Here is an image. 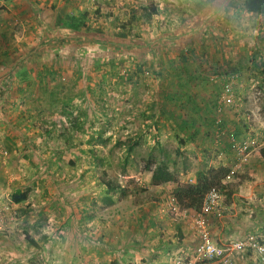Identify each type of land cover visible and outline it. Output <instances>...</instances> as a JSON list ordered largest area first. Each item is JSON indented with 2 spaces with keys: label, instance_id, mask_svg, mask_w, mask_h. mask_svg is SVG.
Returning <instances> with one entry per match:
<instances>
[{
  "label": "rangeland",
  "instance_id": "374dc122",
  "mask_svg": "<svg viewBox=\"0 0 264 264\" xmlns=\"http://www.w3.org/2000/svg\"><path fill=\"white\" fill-rule=\"evenodd\" d=\"M196 1H92L94 7L104 6L115 19L111 26L95 22L109 35L108 47L103 41H86L84 35H66L61 44L47 46L45 52L42 43H37L31 54L35 58L24 59L22 66L37 70V75L24 76L22 87L29 83L24 92L17 93L21 88L15 81L11 84L13 106L8 117H13L12 122L0 125V264H110L114 259L136 264L135 251L148 256L152 240L145 232L154 231L152 223H156L158 233L171 238L178 237L173 224L179 219L194 224L192 214L185 217L183 209L178 214L169 210V197L176 188L163 187L157 196L150 182L152 174L145 168L165 163L178 181L189 183L193 179L194 184L198 172L214 165L222 167V163L231 170L238 163L227 137L228 132H234L225 118L221 130L215 124L213 140L187 139L182 125L162 111L152 93L156 84L165 83L166 78L157 79L153 71L170 66L166 57L168 50L174 52L172 41L180 37L188 22L200 23V11L192 8ZM237 1L240 10H228L215 19L203 16L208 39L199 50L201 68L202 53L217 49L213 39L232 37L236 42L235 46L224 42L225 47H231L225 51L237 54L241 71L235 106L224 115L235 116L242 132L234 134L238 142L247 141L251 148L248 162L232 182L224 183L231 186L255 180L248 165L264 145V28L261 31L256 21L242 12L244 0ZM141 4L149 8L153 18L143 26L132 22L130 39L140 41L144 49L154 42L166 55L164 59L159 56V63L148 50L138 71L137 56L125 55L132 46H118L110 40L123 24L131 26L132 14ZM13 30L15 34L16 28ZM144 42L149 44L145 47ZM12 47L14 52L18 49L16 44ZM176 59L179 67H193L178 55ZM194 65L198 67V63ZM25 68L21 71H27ZM43 68L47 75L39 77ZM42 79L45 84L39 85ZM257 92L262 93L260 99ZM108 181L118 188L107 192L103 183ZM18 191L28 194V200L20 205L11 200ZM220 193L222 215H206L213 240L230 246L254 235L264 245V199L259 198L263 204L251 202L248 195L235 193V189L230 196L224 189ZM235 203L242 209L237 215ZM250 209L253 212H248ZM193 240L194 246L197 239ZM233 263L261 264L250 251Z\"/></svg>",
  "mask_w": 264,
  "mask_h": 264
},
{
  "label": "crops",
  "instance_id": "0c3cea01",
  "mask_svg": "<svg viewBox=\"0 0 264 264\" xmlns=\"http://www.w3.org/2000/svg\"><path fill=\"white\" fill-rule=\"evenodd\" d=\"M208 1L199 0L192 3L193 10L200 11L201 13V15L197 17L200 23L199 25H194L191 21L188 22L183 26L184 29L180 32V37L172 41V43H174V52L168 50L169 53H167L166 57V63L170 66L163 69H158L156 67L155 71H153L158 77L157 79L160 77L163 79L165 77V83L163 86L156 84L152 90L154 99L155 101L157 99L162 111L173 117V121L182 125L181 128L185 133L183 137L185 136L187 139H198L202 141L213 140L215 136V124L218 117L215 106L217 97L221 93L226 79L229 75L241 73L237 66V60L239 59L237 58V54L232 53V51H225V49L231 50V47H225L226 45H224L228 41L229 43L227 44L231 43L232 46L236 45L232 37L224 39L219 36L213 39L215 44L218 45L217 49L213 52L202 53L201 66L203 67L200 68L199 50H201V45L204 40L208 39H206L204 36L205 32H203L205 24L202 23L204 22L203 16L210 15L213 16V19L216 17L221 18L222 14H225L228 10L236 11L237 9H242L241 6H237V0ZM244 1L242 2L244 3ZM96 9L97 6H93L92 0H0V125L6 126L8 122H12L11 118L13 117H8V114H12L10 109L13 106V102L10 101L11 97L9 93H12L11 84L15 81V85H20L21 88L16 90L18 91L17 93L24 92L25 89L27 90L26 86L29 84L27 82L25 86L22 87L21 84L23 83L22 80L25 79L24 76L27 75L29 77L31 74L37 75V70L32 68L27 70L22 66L25 58H35V55L31 56V54L37 50V43H42L40 44L41 47H43L42 52H45L47 46H49L50 49L51 45L61 44L63 42V37L66 35L69 36L67 38H71L72 35L75 37L84 35L86 36V41H103V43L106 42L104 46L108 47L107 42H109V40L107 39L109 35L105 34V30H102L100 27L104 22L106 25L109 24V26H111L110 22L114 24L115 19H113L112 14L110 16L107 14L102 16L95 15ZM85 12L90 15L88 27L91 28L86 32L83 31V33L78 34L68 29H62L58 24L59 17L62 15L77 16ZM242 12H244L245 16H248V18L250 17L253 21H256V25H258L262 31L264 28V14H249L244 11V9ZM95 22H97V24L98 22H102V25L97 26ZM200 24L203 25L201 26ZM241 24L244 26L243 21H241ZM14 28H16L15 34ZM193 28H195L196 31L192 32ZM97 30L102 31L105 35L103 34V37L100 38L96 32ZM12 34L14 35L12 36ZM120 34H124L122 30L115 38L111 37L113 40L110 41L113 42V44L116 43L118 46H132V48L129 49L131 50L129 53H126L128 51L124 52L126 53L125 55L137 56V64H144V62H146L147 59L144 58H146L147 54L145 52L148 50L150 55L155 53L156 60H159L157 62L160 63V61H162L160 59L161 57H159L160 55L164 59L166 54L158 49V47L156 48L154 42L151 44L144 42L143 44L145 47L149 44V48L144 49L140 41H131L130 36L121 38L119 37ZM165 42L169 43L168 41ZM15 44L18 49H15L14 52L12 45L15 46ZM31 45L32 47H30ZM34 46H36V49H34ZM171 53L175 56L171 57ZM177 55L186 62V65L190 63L193 67H184V65L179 67V60L176 59ZM42 56V58L46 60L45 54ZM197 56L198 59H196ZM205 60L209 67L206 66L204 68ZM196 63H198V67L194 65ZM24 68L27 71H21ZM43 69L44 71L38 73L39 77L47 75V71L45 68ZM48 72L52 74L51 70ZM53 72H55V70H53ZM39 81V85L45 84V79ZM240 88H243L241 81L238 86V91H240ZM16 99L20 101V98ZM155 101L153 100V102ZM170 108L183 109V112L171 111L169 110ZM223 119L226 124L230 125L231 131L237 136L241 134L242 131L234 115H224ZM263 146L256 150L257 152L254 155L253 161L248 165L249 172L253 173L255 180L253 179V181L247 182L240 181L237 183L238 185L234 186L235 193L239 191L241 194L248 195L251 202L256 203L258 201L261 204H263V201L259 198L262 197V199H264V160L259 154V151ZM7 150L10 151L8 148ZM215 166L216 165H214L213 168H218ZM221 166L227 167V163H222ZM150 182L152 187L157 189L156 194L159 197L161 194L159 190L161 188L173 187L175 189L177 187V183L155 185L152 182V177ZM234 206L236 207L233 208V210H236L235 215H237L242 209L238 210V203H235ZM252 210L253 209H250L248 212H253ZM193 212V210H188L184 213V216L186 217V214H193ZM188 222L189 221L183 218L173 224L178 234V237L173 236V238H171L172 235L166 234V237H164L158 233L159 231H156L158 229L156 223H152L154 231L150 230L145 232V235L150 234L149 240H152L149 242V245L146 243L149 247L148 256L142 257L141 252L135 251L134 254L137 258L133 263L175 264L178 257L190 255L189 252L195 247V244L193 246L191 242L194 241L195 231L194 224ZM167 223L168 222H166V224ZM152 233H154V235H152ZM151 236H153V238H151ZM220 243L223 244L222 241ZM138 249L141 248L138 247Z\"/></svg>",
  "mask_w": 264,
  "mask_h": 264
},
{
  "label": "built area",
  "instance_id": "2783aa9c",
  "mask_svg": "<svg viewBox=\"0 0 264 264\" xmlns=\"http://www.w3.org/2000/svg\"><path fill=\"white\" fill-rule=\"evenodd\" d=\"M94 2H105L110 0H92ZM239 82L238 74H233L227 78V81L222 89V92L217 97L215 111L218 115L216 125L221 130L223 124V116L227 109L235 106L237 100L236 86ZM257 99L262 97L261 92L256 93ZM227 137L232 144V148L237 155L238 163L235 167L229 170L225 182L230 183L233 181L238 170L248 162L250 156L251 145L247 141H239L234 133H227ZM192 184L193 179L188 181ZM221 193L218 189H211L205 196L203 206L200 212H193V222L195 238L197 239L196 245L192 254L186 257H178L175 264H234L237 256L250 251L255 253L261 262L264 264V245H262L258 238L254 235H248L244 240L231 243L230 246L221 245L213 240L209 229V221L206 215L216 212L221 216L220 211ZM169 210L173 214H178L182 208L179 206L174 195L169 197L168 203ZM188 210H184L187 212ZM183 212V213H184Z\"/></svg>",
  "mask_w": 264,
  "mask_h": 264
},
{
  "label": "trees",
  "instance_id": "16d2710c",
  "mask_svg": "<svg viewBox=\"0 0 264 264\" xmlns=\"http://www.w3.org/2000/svg\"><path fill=\"white\" fill-rule=\"evenodd\" d=\"M243 9L249 14H264V0H245L243 3ZM104 6L97 5L95 15L102 16L111 13H107ZM140 10L141 13H140ZM153 18V13L149 10L146 5L141 4L136 11L133 12L131 18V26L126 24L122 25L120 29L124 34H120L119 37L130 36L132 30V22L134 25L143 26L146 23H150ZM90 22L89 13H80L77 16L72 15H62L59 17L58 24L62 29H68L78 34L83 33L91 29L88 27ZM130 24V23H129ZM98 36L102 35V31H96ZM143 64L138 63V71H141ZM137 144V143H136ZM134 146L128 148L129 151L133 150ZM11 148V147H10ZM259 154L264 160V146L260 149ZM145 172L152 174V182L155 185L166 184V183H177V187L174 190V196L183 210H193L195 212H200L203 206L205 196L208 192L216 188L220 192L224 189L225 193L229 196L234 192V186L224 184L227 175L229 174V169L226 167L210 168L207 171L198 172L196 175V182L194 184L182 183L176 179V176L172 170L165 164L159 163L155 164L154 167L148 164L145 168ZM106 187L107 192L115 191L118 187L112 185L111 182L103 183ZM11 200L14 204L20 205L28 200V194L24 191H18L11 195ZM110 264H121L116 259L112 260Z\"/></svg>",
  "mask_w": 264,
  "mask_h": 264
}]
</instances>
